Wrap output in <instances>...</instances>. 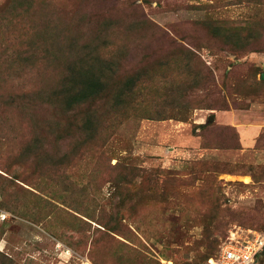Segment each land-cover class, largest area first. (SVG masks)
<instances>
[{
    "label": "rangeland",
    "instance_id": "rangeland-1",
    "mask_svg": "<svg viewBox=\"0 0 264 264\" xmlns=\"http://www.w3.org/2000/svg\"><path fill=\"white\" fill-rule=\"evenodd\" d=\"M263 73L264 0H0V264L264 232Z\"/></svg>",
    "mask_w": 264,
    "mask_h": 264
},
{
    "label": "built area",
    "instance_id": "built-area-1",
    "mask_svg": "<svg viewBox=\"0 0 264 264\" xmlns=\"http://www.w3.org/2000/svg\"><path fill=\"white\" fill-rule=\"evenodd\" d=\"M264 254V232L247 229L233 232L207 264H260Z\"/></svg>",
    "mask_w": 264,
    "mask_h": 264
},
{
    "label": "trees",
    "instance_id": "trees-1",
    "mask_svg": "<svg viewBox=\"0 0 264 264\" xmlns=\"http://www.w3.org/2000/svg\"><path fill=\"white\" fill-rule=\"evenodd\" d=\"M262 81H264V73H263V75H262ZM97 82H98L97 85H100L101 82H100V81H97ZM90 84H91V85H95V82L89 83L88 85H90ZM94 88H95V87H94ZM82 92H83V91H82ZM178 115H181V114H178ZM178 115H177V116H178ZM183 116H184V115H183ZM183 116H182V117H183ZM179 117H181V116H178V118H179ZM187 117H188V116H187ZM163 118H164V116H163ZM166 119H177V117H174V118H173V117H170V118H167V117H166L164 120H166ZM177 120H180V121H182V122H186V121H187V118H180V119H177ZM202 126H204V125H202ZM202 126H201V127H202ZM214 256H215V255H214ZM211 257H213V256H211ZM211 257H209V258H211ZM209 258H208V259H209ZM207 261H208V260H207Z\"/></svg>",
    "mask_w": 264,
    "mask_h": 264
},
{
    "label": "water",
    "instance_id": "water-1",
    "mask_svg": "<svg viewBox=\"0 0 264 264\" xmlns=\"http://www.w3.org/2000/svg\"><path fill=\"white\" fill-rule=\"evenodd\" d=\"M210 121H214V118L213 117H210V119H209Z\"/></svg>",
    "mask_w": 264,
    "mask_h": 264
},
{
    "label": "bare ground",
    "instance_id": "bare-ground-1",
    "mask_svg": "<svg viewBox=\"0 0 264 264\" xmlns=\"http://www.w3.org/2000/svg\"><path fill=\"white\" fill-rule=\"evenodd\" d=\"M246 182H249V180H248V179H246ZM88 264H90V263H88Z\"/></svg>",
    "mask_w": 264,
    "mask_h": 264
},
{
    "label": "crops",
    "instance_id": "crops-1",
    "mask_svg": "<svg viewBox=\"0 0 264 264\" xmlns=\"http://www.w3.org/2000/svg\"><path fill=\"white\" fill-rule=\"evenodd\" d=\"M254 131V130H253ZM253 133L252 131H250V134Z\"/></svg>",
    "mask_w": 264,
    "mask_h": 264
}]
</instances>
